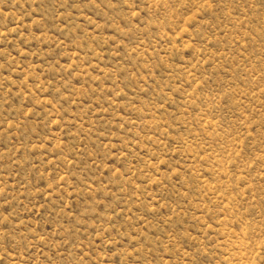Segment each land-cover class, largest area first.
I'll list each match as a JSON object with an SVG mask.
<instances>
[{"label": "rangeland", "instance_id": "374dc122", "mask_svg": "<svg viewBox=\"0 0 264 264\" xmlns=\"http://www.w3.org/2000/svg\"><path fill=\"white\" fill-rule=\"evenodd\" d=\"M0 264H264V0H0Z\"/></svg>", "mask_w": 264, "mask_h": 264}]
</instances>
